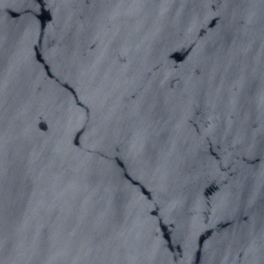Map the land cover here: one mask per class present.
<instances>
[{"label": "water", "instance_id": "water-1", "mask_svg": "<svg viewBox=\"0 0 264 264\" xmlns=\"http://www.w3.org/2000/svg\"><path fill=\"white\" fill-rule=\"evenodd\" d=\"M0 264H264V0H0Z\"/></svg>", "mask_w": 264, "mask_h": 264}]
</instances>
